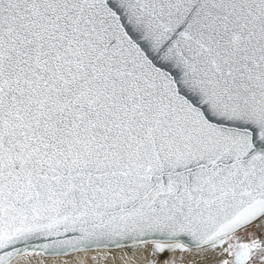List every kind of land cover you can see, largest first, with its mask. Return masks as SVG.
I'll list each match as a JSON object with an SVG mask.
<instances>
[{
    "label": "snow or ice",
    "instance_id": "6c2138e0",
    "mask_svg": "<svg viewBox=\"0 0 264 264\" xmlns=\"http://www.w3.org/2000/svg\"><path fill=\"white\" fill-rule=\"evenodd\" d=\"M0 264H264V0H0Z\"/></svg>",
    "mask_w": 264,
    "mask_h": 264
}]
</instances>
